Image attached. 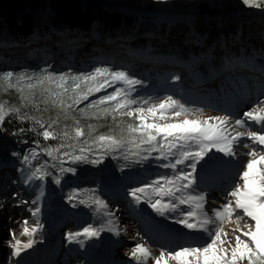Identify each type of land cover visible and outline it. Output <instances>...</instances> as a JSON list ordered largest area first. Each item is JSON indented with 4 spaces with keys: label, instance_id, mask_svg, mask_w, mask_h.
Listing matches in <instances>:
<instances>
[{
    "label": "snow or ice",
    "instance_id": "snow-or-ice-1",
    "mask_svg": "<svg viewBox=\"0 0 264 264\" xmlns=\"http://www.w3.org/2000/svg\"><path fill=\"white\" fill-rule=\"evenodd\" d=\"M157 2L167 3L168 0ZM242 3L248 8L258 9L264 6V0H242ZM49 68L50 66L44 67L34 73L17 74L8 71L0 75V80L7 82L8 87L12 88L15 76L18 92L24 93L26 86L34 96L39 90L43 97L42 102L47 105L50 101L54 107L63 111L65 116L69 115V109L75 110L80 104L88 101L84 108H79L80 113L87 114L89 109H96L93 115L97 118H100L99 113H103L104 116L110 115L114 123L118 116L127 117L137 123H127L121 128L124 123L121 120L116 123V127L121 129L119 135L101 134L89 141L83 127H75L74 136L67 130L56 132L53 125L57 124L58 120L46 123L42 118L29 116L27 113L20 115L18 107L8 108L9 116L16 113V118L21 123L30 120L42 129L37 131L34 126L27 130L20 128L12 135L27 131L41 136L44 141H59L54 146H45L42 149L48 159L35 167L31 161L38 158L40 140L34 141L36 147L31 149L29 154L20 157L29 170L25 178L26 184L40 182L38 187L42 194L46 178L51 177L56 185H60L64 174H76V167L71 165H100L107 155H112L113 159L122 158L132 164L141 165L154 159L160 162L157 165L159 168L169 171L141 186L132 187L127 195L133 203L143 202L158 216L182 225L189 232L197 233L193 239L202 242L161 249L158 257H152L150 248L146 247L145 243H139L132 248L130 261L135 264H147L151 258L153 264H264V108L261 107L264 105V79H261L259 84L260 96L252 107L243 113V118L233 121L232 115L229 114L201 118L203 108H189L173 95H166L158 102L152 97L140 100L133 98L137 86H142L144 82L122 69L101 65L86 73H56ZM260 71L264 75V67ZM173 79L179 81L180 76L177 75ZM22 84L24 86H21ZM109 88L113 90L108 92ZM101 92L105 94L89 100L90 96ZM33 106L40 111L39 103L34 102ZM196 113L200 116L189 118ZM182 116L184 119L177 123L156 122ZM5 119V107L0 103V131L3 130ZM75 124L79 125V120H75ZM21 142L27 143L26 140ZM76 145L81 146L76 148ZM243 149L248 151L244 152ZM94 151L98 153L95 157L92 155ZM117 153L120 155L117 156ZM217 153L231 159L225 161L217 156ZM238 153L249 159L243 161L244 167L239 169L236 180L228 188L226 202L219 208L211 209L213 215L210 216L206 210L209 196L207 191L200 190L201 176L198 175V166L200 173H204L220 164L238 160ZM13 155L19 157L18 153ZM65 164L69 166L65 167ZM50 168L56 169L55 174L49 171ZM87 192L92 193L87 197L90 203L83 196V193ZM39 199L38 196L37 200ZM37 200L32 203H37ZM68 202L72 207L85 205L93 212L102 210L104 217L99 226L87 224L78 231L67 233L66 239L69 243L75 242L82 246L83 240L78 239L79 237L91 239L98 236L104 230V221L111 225L107 231L115 230V234L120 235L117 229L118 209L111 210L97 189H82L79 192L73 190L68 196ZM30 211L36 218V225L30 230L26 226L28 221L25 220L23 235L31 238L42 231L43 225L39 221L40 208ZM233 220L237 224L243 221L247 228L233 230L234 246L230 241L223 239L228 235L224 232L223 225ZM12 237L15 243L9 242V245L13 249V256L19 257L22 249L33 247L32 239L22 245L20 240L15 239L14 232ZM225 244H228V247H225Z\"/></svg>",
    "mask_w": 264,
    "mask_h": 264
},
{
    "label": "trees",
    "instance_id": "trees-1",
    "mask_svg": "<svg viewBox=\"0 0 264 264\" xmlns=\"http://www.w3.org/2000/svg\"><path fill=\"white\" fill-rule=\"evenodd\" d=\"M161 13H165L167 18L163 19ZM65 30L86 33L89 38H92L93 32L98 33L100 37L133 36L144 48L146 43L141 42L147 39L143 40L142 37L153 33L156 38L151 44L156 52L173 54L182 60H189L192 55L197 56L202 51L207 55L208 64L222 67L227 60L246 51L249 57L264 66V6L258 9L248 8L243 5L242 0H171L169 3L157 0H0V43L19 40L25 42L34 34L45 32L52 35L51 31ZM238 31L241 32L240 41L235 39ZM196 35L205 37L203 44L200 45L195 39ZM222 41L226 44L225 49L220 44ZM204 64V71L208 72L209 67L206 62ZM101 65L110 66H96ZM49 66V70L56 73H86L96 67L85 69L73 64L56 69L53 64L42 65L36 60L22 62L19 59L14 65L0 62V75L8 71L17 74L34 73ZM12 84L14 86L9 88L7 82L0 80V103L4 104L6 115L3 130L0 131V160L12 162L20 167H27L20 157L29 154V151L36 147L34 141L40 140L41 145L37 150L38 158L31 161L34 167L48 159L42 149L45 146H54L59 141H44L41 136L27 131L12 135L20 128L27 130L34 126L37 131L42 129L30 120L21 123L16 118V113L9 116L8 108L18 107L20 115L27 113L29 116L42 118L46 123L58 120L59 122L53 125L56 132L67 130L74 136V128L83 127L89 141L101 134L119 135L121 129L116 127V123L121 120L124 122L121 128L127 123H137L119 116L114 123L110 115L104 116L103 113H99L100 118H97L93 115L96 109H89L87 114L80 113L79 108H84L88 101L80 104L75 110L69 109V115L65 116V113L54 107L50 101L45 105L39 90L34 96L26 86L24 93L18 92L15 76ZM104 94L97 93L90 96L89 100ZM34 102L39 103L40 111L33 106ZM75 120H79V125L75 124ZM89 125L92 127L89 128ZM22 140L27 143H22ZM80 146L76 145V148ZM13 153H18L19 157ZM92 155L95 157L98 153L94 151ZM159 163L150 159L142 165L132 164L122 158L113 159L112 155H107L100 165H71L76 167V174H64L60 185H56L51 177L46 178L45 183L52 193L50 201L46 204V214L60 216L69 207L90 209L85 205L72 207L68 202L69 194L73 190L79 192L82 189H97L102 197L107 183L122 181L132 186L137 181L152 180L157 177L152 175L167 172L157 166ZM64 166L68 167L69 164ZM49 171L55 174L56 169L50 168ZM90 195V192L83 193L86 201Z\"/></svg>",
    "mask_w": 264,
    "mask_h": 264
},
{
    "label": "rangeland",
    "instance_id": "rangeland-1",
    "mask_svg": "<svg viewBox=\"0 0 264 264\" xmlns=\"http://www.w3.org/2000/svg\"><path fill=\"white\" fill-rule=\"evenodd\" d=\"M170 1L171 0H168L167 3H169ZM161 15H162L163 19H166L167 18V15L165 13H161ZM187 20H189V19H187ZM60 32L61 31H56V32L51 31L52 35H48L45 32L42 33V34H38V35L37 34H34L31 37L27 38V40L24 43L21 42L22 40L14 41L12 43H4V42L3 43H0V62L1 63H9V64L14 65V64L17 63V60H19V59L22 62H24L25 59H28V60L29 59H34V58H37L39 56L37 58L38 60H36V61L37 62H41L42 65H45V64H48V63H45V62L47 61V54L49 52L50 53H54V52L55 53H58V52H60L59 54L64 55L66 52H70L71 51L74 54L73 56L75 57V64L76 65H78V64L83 65V63L79 62V57H81L80 59L82 60L83 58H86L90 54V52H92L93 49L99 48L102 44H103V46L104 45H108V44L111 45V41H114V40H111L109 36L108 37H100V36H98V33L93 32V36H92L93 40H92V42L95 43V46H94L95 48H94V47H92L90 45V43H87L86 42V40H85L86 38L85 37L88 38V36H86V33H79L77 35L78 37L76 39L75 38L70 39V36L72 35V33L70 31H67L66 30L65 33H60ZM73 34H75V32ZM236 35L237 36H236L235 39L238 40V41H240L241 40V38H240L241 37V32L238 31ZM96 37H98V38H96ZM119 37H121V36H116V37H113V38H119ZM142 38H143V40L144 39H147L148 41L146 40V41L142 42L143 44L146 43V47L145 48L143 47L145 50H144V54L141 55V59L146 60V57L153 58V56L151 55V49H152V44L151 43L156 38L155 35L153 33H148V34H145ZM58 39H63L61 46H58L56 44V42L58 41ZM65 39H67V43L64 44V40ZM195 39L200 42V45L203 44V42H204V39L200 35H196ZM135 40H136V37L135 38L132 37V38H127V39H125L123 41L125 44L126 43L129 44V47H131L130 45H132V47H133V48H126L127 55L129 56L128 61H133L132 63H136V62H134L133 59L139 60L138 59V56H139V51L138 50L139 49H137L136 46L133 44V42ZM220 44L225 49L226 44L223 43V41ZM57 47H58L59 51L57 50ZM107 47L110 48L111 46H107ZM120 48H122V47H120ZM147 52L150 55H148ZM198 55H199L198 58H196V61L194 60L193 63H195V62L198 61V64H199L198 65V70H199V68H201V69L204 70V67L203 66H200V65L201 64H204L205 62L208 61L207 55L204 52H202V51ZM193 56L194 55H192L191 57H193ZM238 56L239 57L240 56H243V57H240V58H245L249 62L247 64H249L250 66H256V65L261 64V63L257 62L256 60H254L253 58L249 57L246 54V51H243V53L240 54V55H238ZM54 59H56V57H54ZM165 59H167L166 60V63L167 64H170L171 65L170 67L172 69H173V67H178V69H173V70H178L182 75H184L183 72L186 73L187 70H192V68H188V67H186V66H184L182 64H179L178 61H181V60L169 58L168 56H166L165 58L160 59V60H165ZM185 61L186 62H192L190 59L189 60H185ZM93 63H94V65H97L98 64L96 62H93ZM153 63H155V62L152 61L150 63L151 65L149 64V62L143 63L142 66H144V67H141V68H143V71H142V69H136V68H134V66L132 65V69L129 71V73L131 75H133L134 77H136L137 79L144 80L143 82L145 84V85H142V86H137V91L133 94V98H136V99L140 100V99H145V98H148V97H152L154 99V101L158 102V100L160 98H163L166 95H173L174 98L180 99L182 102L186 103L189 108H192V109L203 108L204 109V113H203V116L201 118L208 117V116H206V113H208L207 110L211 111V109H210L211 108V105H209L208 103H206L204 105H198V104H200L199 100L197 99L196 100L197 103H194L192 101V100H194V98H191V101H190V96H188L189 93H187L188 90H187V87H185L186 83H185V81H183L184 80L183 77H180V80L179 81H175V80L172 79L173 82L169 83V81L171 80V78L168 77V76H166V78H163L158 84L155 83V84L158 85L157 88L152 89L153 83H150V82L148 83V81L143 76H146V75L149 74L148 71L151 68H153L152 67V64ZM52 64H54L53 66H55L56 65V62H54ZM174 65H177V66H174ZM80 67H82V66H80ZM56 69H58V68L56 67ZM154 69H156V68H154ZM136 70H139V74L141 75V77H139L138 75H136ZM194 71H195V69H194ZM208 72H210V71L208 70ZM249 72H250V69H249ZM196 73H198V72H196ZM213 73H216V72L214 71ZM168 83H169L170 86L167 87V84ZM178 88H180L179 89L180 92H178ZM111 90L112 89L109 88L108 92H110ZM163 92H165L166 94H164ZM177 93L178 94L181 93V96L180 97L176 96L175 94H177ZM220 95H221V97L224 96L225 99H228V101H230V99L227 98L228 95L226 94V92H222V93H220ZM203 100L204 101H207L208 98L201 99L200 101H203ZM244 102H246V101H244ZM196 114H198V115H193V116H190L189 118H197V116H200L199 113H196ZM232 117H233V120L235 118H242L243 117V114H239V115H237V117H236V115H232ZM180 118H184V117L182 116ZM180 118H177V119H168V120H157L156 122L157 123H161V124H163V123H177V122H180L182 120ZM240 156H245V155H240ZM0 166H2V165H0ZM9 170H11L12 172H14L10 168H9ZM198 170H199V166H198L197 171ZM27 173H28V170H26V173L25 174H27ZM17 174H18V176L16 175V176L13 177L15 182L18 181V178H21V176L24 175L23 172H21L20 174L18 172ZM158 175L159 174L152 175V176H155L156 177ZM148 181H150V180L137 181V184L136 185H133V186L134 187L141 186L144 183H147ZM31 184H34L35 186H38L40 184V182L33 181ZM125 187L128 188L127 185ZM43 189H44V192L42 193L43 194L42 197L44 195H46V194L47 195L49 194V191L47 190V187H46V183L45 182L43 183ZM15 197H17V196H15ZM17 204L20 205V204H25V203H24V200H19L17 202ZM218 206L220 207V205H218ZM69 209L65 213L71 212L72 214H76V217L79 215V218L77 220V223H79V224L80 223H83V226L82 227L86 226L87 224H94L96 226H99L101 224V222H102V216H101L99 210L96 211V212H93V210L91 208L90 209H79V208L76 209V208H70L69 207ZM208 214L210 216L213 215V213H212L211 210H210V212ZM49 217L55 218L56 216L50 215ZM5 219H7V218H5ZM51 219L52 218H50V220ZM9 221L10 220H8V222ZM45 225L47 226L48 223L47 224L45 223ZM106 226L107 225L104 223V230H102L98 234V236H96L97 239H100L101 240L103 237H108L107 235H108L109 231H107V227ZM226 226H229V228H231L230 227L231 226L230 224H224L223 225V228L226 227ZM226 230L224 232L228 233V228ZM69 232H70L69 230H65L64 232L61 233V235L64 236V233L67 234ZM39 234H40V232H38L36 234V237H39ZM42 235H45L46 236V240H52L54 238V231H49L48 228L46 227L45 229L44 228L42 229ZM230 235H232V234H230ZM227 236L223 237V239H225V240H226V238L228 239ZM34 238H35V236H34ZM32 240H33V238H32ZM227 241H229V240H227ZM232 241L233 242H231V241L230 242L234 246V244H235V235L232 237ZM48 242L49 241H45V242H43V243H41L39 245H36V246L33 245V250L35 251V253H39L41 250L45 249V245H47ZM83 244H84V242H83ZM75 245H77L79 247H85L84 245L81 246L80 244H76V243H75ZM224 246L225 247H228V244H225ZM159 255H160V253H151V256L152 257H158ZM0 264H5V263L4 262H1ZM147 264H153V260L151 258H149ZM170 264H174V262H170Z\"/></svg>",
    "mask_w": 264,
    "mask_h": 264
},
{
    "label": "bare ground",
    "instance_id": "bare-ground-1",
    "mask_svg": "<svg viewBox=\"0 0 264 264\" xmlns=\"http://www.w3.org/2000/svg\"><path fill=\"white\" fill-rule=\"evenodd\" d=\"M72 36L74 37V35L72 34ZM204 39V38H203ZM87 41H89L90 45L92 47L95 46V43L92 42V39L90 38H87L86 39ZM62 41L63 39H58V41L56 42V44L58 46H61L62 45ZM67 43V39L64 40V44ZM55 45V44H54ZM52 50V49H51ZM57 50L59 51L58 47H57ZM97 52H99V50L95 51V52H92L91 54H89L85 60H88V59H92V56L95 55ZM60 52L58 53H53L54 57H57L59 59H62L61 55L59 54ZM149 54V53H148ZM151 54L154 56L153 59H154V62L152 64V67L151 69H154V68H167L166 70H172V68L170 67L171 65L170 64H167L166 63V60H160V58H163L162 56H159V55H156V51L153 49V46H152V49H151ZM168 54V53H167ZM64 56L66 57V55L64 54ZM113 56V55H112ZM166 57V56H165ZM88 58V59H87ZM234 58H239V56H235ZM240 60V59H239ZM28 60L26 59L25 62H27ZM153 60H149V64L152 62ZM117 63H120L119 60L115 61ZM182 64V63H181ZM184 64H188L190 66H194L195 64L193 63H184ZM140 65V64H139ZM143 64L141 63L140 67H144L142 66ZM151 65V64H150ZM156 65V66H155ZM183 65V64H182ZM174 66H177V65H174ZM157 68V69H158ZM171 68V69H170ZM195 67L192 68L191 71L194 70ZM143 69V68H142ZM173 69H178V67H173ZM224 69V70H223ZM229 69V66H223L220 68L221 71H218L216 73H211L209 76L210 77H214V76H219V78L223 77L225 75V73H227ZM145 71V70H144ZM251 72H256V74H258V77L259 79L258 80H261V79H264V75H262L261 71H260V68L258 69V71H254V70H250ZM168 72V71H167ZM244 74H250L249 72V69H245L243 71ZM156 75L158 77H163L164 74H159V73H156ZM198 77H200L201 75H197ZM253 76V75H252ZM197 82H199V79L195 78ZM242 79L244 80V82L247 84H254L256 82H253V79L249 76H242ZM194 80V79H193ZM229 82H233L235 80H237V76H234V77H228L227 79ZM205 81L201 82V83H205ZM210 84V83H209ZM257 84V87L259 88V84ZM206 85V84H205ZM197 86H201L202 89L204 88L203 86L204 85H201L199 83V85ZM240 88V87H239ZM214 89H217V86L214 87ZM223 89V87L221 88ZM220 89V90H221ZM240 89H243L242 93L240 94V97H245V94L246 93H250L252 96L256 97L257 95H259V92L258 90L256 89L255 86H244ZM249 89V92H247L246 90ZM176 96L180 97L181 94H175ZM212 103L215 105V100L213 99L212 100ZM208 104L210 105L211 102H208ZM180 119H184V118H180ZM190 119H195V118H190ZM217 156L221 157L223 160L227 161V160H230L231 158H228V157H223V154L221 153H217L216 154ZM258 158V157H257ZM236 164V161L233 160L231 163H223V164H220L218 166H215L213 168H210L206 171V173L210 176V177H214L216 173H222V174H227V173H224L226 172V168L228 166H234ZM1 176L2 174H0V195L2 194V198H3V204H2V210L0 213L4 212L5 211V207L8 206L9 204H16V210L13 211V214L11 215L10 217V223L7 222L5 224H3V230H2V235H3V240H4V251H7L8 255H11L13 249L10 247L9 245V242L11 243H15V240L13 239L12 237V233L14 232L15 233V239H18L21 241V244L24 245V244H27L29 242L30 239H32L33 237H28L26 235H23V226L24 225V221L27 220L28 223H27V227L31 230V228H33L35 225H36V218L33 217L31 215V211L30 210H35L37 207H39L38 204H34L32 203V198H29V197H22V196H18L16 199L14 200H11L9 201L8 199H6V196H5V193H7L8 191V188H9V185H4L3 186V181L1 179ZM5 176V175H4ZM12 176H9V178H11ZM206 180V179H205ZM205 182V181H204ZM19 186V183L16 184V187ZM15 187V188H16ZM112 188V187H111ZM203 187L200 186V190H202ZM31 195L33 198H36L37 197V191L35 189H32L31 187ZM16 191H10L9 194L12 196V194H15ZM114 196V195H113ZM19 200H25L27 201L28 203H25V204H20L18 205L17 202ZM208 202H209V199H208ZM207 202V204H208ZM206 204V210L208 211V213L210 212V210L212 209L210 206H208ZM109 205V208L111 210H117L118 211L116 212V216L118 217V224H117V229L119 230L120 232V235H116L115 234V230L113 232H109L108 233V237H103L101 240L100 239H97V237H92L91 239H86L84 237H81V240H83L84 242V248L82 247V250H85V252L87 253V255L94 261L98 262L99 264H107L110 260V257L112 255L115 254V252L120 248V247H115L114 248V243H115V238H123L125 239L124 237V233L126 231L129 232L130 234V237L134 238V239H138V236L141 234V229H140V226L137 222H135V218H138L139 217V214H140V209L138 207L137 204L135 203H132L131 204V209H132V212L134 213V217L133 215H131V210L126 208V215L125 214H121V211L122 209H124V207L122 206V204H117V205H114V204H108ZM101 216H102V210H99ZM153 216H158L154 213H152ZM67 220V219H66ZM102 220H104V217L102 216ZM104 223L107 225L106 227H111V225L107 224L106 221H104ZM145 223L148 225L149 229L151 231L154 230L155 228V225H158L160 228H163V225L161 226L160 224H155L152 222V219L150 217H147L145 218ZM225 224H230L231 228H229V226H226L224 227V231L228 228V239L226 238V241L229 240L231 242L232 241V237L234 236L233 234V230H240V229H243V230H247V228L245 227L244 225V222L241 221L239 224H237L234 220L233 221H229ZM253 225H254V222H253ZM227 231V230H226ZM232 234V235H230ZM1 235V233H0ZM1 235V236H2ZM36 235H35V238L33 239L34 241V245H37V241H36ZM142 238L144 239V236H142ZM62 250V249H61ZM64 252H66L64 246H63V250L62 251H57L55 252L56 254H59L61 255V260L58 262V264H62V261H63V255H64ZM40 253H44V249L41 250L39 253H35V251L33 250V247L30 248V249H22L21 251V254L19 257H17L18 261L21 263V264H38V260H36L34 258V256H39ZM83 261V258L81 256H77L75 257L74 259H71V264H76L77 262H81ZM6 264H14L13 262L9 261L7 262V259H6Z\"/></svg>",
    "mask_w": 264,
    "mask_h": 264
}]
</instances>
